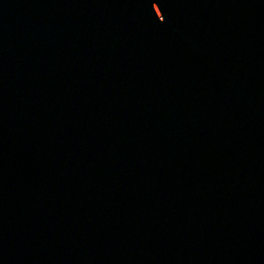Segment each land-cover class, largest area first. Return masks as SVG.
I'll use <instances>...</instances> for the list:
<instances>
[{
	"label": "water",
	"instance_id": "95a60500",
	"mask_svg": "<svg viewBox=\"0 0 264 264\" xmlns=\"http://www.w3.org/2000/svg\"><path fill=\"white\" fill-rule=\"evenodd\" d=\"M264 131V0H0V264H183Z\"/></svg>",
	"mask_w": 264,
	"mask_h": 264
}]
</instances>
